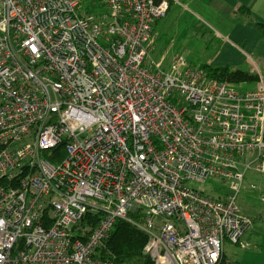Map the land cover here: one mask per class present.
Returning a JSON list of instances; mask_svg holds the SVG:
<instances>
[{
    "label": "built area",
    "instance_id": "built-area-1",
    "mask_svg": "<svg viewBox=\"0 0 264 264\" xmlns=\"http://www.w3.org/2000/svg\"><path fill=\"white\" fill-rule=\"evenodd\" d=\"M168 9L0 0V264H109L97 255L119 220L155 264H222L252 227L238 198L264 176V81L156 60Z\"/></svg>",
    "mask_w": 264,
    "mask_h": 264
},
{
    "label": "crops",
    "instance_id": "crops-1",
    "mask_svg": "<svg viewBox=\"0 0 264 264\" xmlns=\"http://www.w3.org/2000/svg\"><path fill=\"white\" fill-rule=\"evenodd\" d=\"M177 3H183L195 22L212 38L224 40L222 48L229 54L237 55L234 50L242 53L244 47L252 57L264 59V34L257 28V24L264 25V0H177ZM219 65L214 67L231 66L242 70L233 62ZM263 192L264 177L260 179L258 195L254 196L258 204L248 212L242 210L253 220L252 227L239 245L225 247L230 264H264V204L259 200Z\"/></svg>",
    "mask_w": 264,
    "mask_h": 264
},
{
    "label": "rangeland",
    "instance_id": "rangeland-1",
    "mask_svg": "<svg viewBox=\"0 0 264 264\" xmlns=\"http://www.w3.org/2000/svg\"><path fill=\"white\" fill-rule=\"evenodd\" d=\"M159 23L158 28H156L157 30H155L157 43L154 57L156 60H161L165 57L166 64H169L174 55L181 54L197 66L203 64L220 66L219 64L225 65L233 62L240 65L239 68H242V70L257 75L256 81L252 85L249 83L234 85L241 86L244 90H254L262 80L264 81V59L252 57L249 49H245L244 47H242V53L234 50L237 55L233 53L229 54L230 52L227 49L222 48L224 40H221V42L216 37H213V39L210 33L205 32L200 24H197L192 15L189 14L187 7L180 5L179 14L173 10L172 14L170 13L162 18ZM247 32L249 31L247 30ZM229 44L227 42L228 46ZM228 82L231 83V81ZM262 177L264 176L255 173L247 175L243 190L238 198V203L244 212L250 211L251 208L258 204L255 202L254 196L256 197L259 191L251 190V185L254 184L259 187ZM213 184L195 185V187L200 191L210 194ZM217 185L222 190L226 188V185L223 183ZM222 264H230L225 248Z\"/></svg>",
    "mask_w": 264,
    "mask_h": 264
},
{
    "label": "trees",
    "instance_id": "trees-1",
    "mask_svg": "<svg viewBox=\"0 0 264 264\" xmlns=\"http://www.w3.org/2000/svg\"><path fill=\"white\" fill-rule=\"evenodd\" d=\"M176 1L169 0L167 15L172 14L173 10L179 14L181 3L178 4ZM159 22L156 23L154 30H157ZM257 28L264 34V25L257 24ZM201 67L206 70L208 77L231 81V83L236 85L245 83L252 85L257 77V75L245 70L228 66L214 67L209 64H203ZM131 218L139 222L140 214L131 215ZM134 224L135 222L131 223L126 220L117 221L110 237L100 247L98 258L109 264H155L146 253L149 237Z\"/></svg>",
    "mask_w": 264,
    "mask_h": 264
}]
</instances>
